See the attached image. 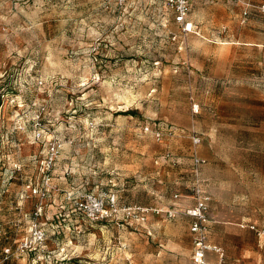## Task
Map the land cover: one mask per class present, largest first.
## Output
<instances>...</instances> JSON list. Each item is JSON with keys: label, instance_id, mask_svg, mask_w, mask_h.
<instances>
[{"label": "rangeland", "instance_id": "374dc122", "mask_svg": "<svg viewBox=\"0 0 264 264\" xmlns=\"http://www.w3.org/2000/svg\"><path fill=\"white\" fill-rule=\"evenodd\" d=\"M187 21L190 33L165 0H0V264H132L124 241L134 221L89 222L67 192H112L164 222L197 171L212 213H250L228 209V194L220 210L212 194L227 187L216 159L261 148L260 133L242 127L264 120V0H191ZM52 144L60 191L40 202L32 188ZM194 151L205 159L198 168ZM40 203L47 239L19 253ZM233 223L210 225V235L264 264V238Z\"/></svg>", "mask_w": 264, "mask_h": 264}, {"label": "crops", "instance_id": "0c3cea01", "mask_svg": "<svg viewBox=\"0 0 264 264\" xmlns=\"http://www.w3.org/2000/svg\"><path fill=\"white\" fill-rule=\"evenodd\" d=\"M243 124L242 128L254 129L260 133L262 141L260 151L256 153L245 152L232 160L216 159L219 171L218 180L222 181L223 184L225 183L227 187H220L217 194H212V198L215 202V195H218V209L222 210L227 207L222 202H224V195L228 194V209L250 210V213H245L243 216L230 213V218L226 220L219 212L217 214L211 212L209 201L207 211L209 232L207 233L206 244L210 249L205 253L207 264H253L249 260L252 258V251L249 248L238 249L236 245H223L220 238L210 235L209 228L214 223L224 225L234 222L233 224L240 229L255 230L260 238H264V220L262 221L263 228H259L252 223L254 221V219L252 220L253 210H260L261 212L258 215L264 218V120ZM197 146L193 145V147ZM194 157L203 161L198 167L205 163V159L199 157L194 151L191 155V165L193 167ZM195 174L196 180L200 181L197 171ZM255 186L259 187L257 191ZM200 188L205 196L211 198L209 193L201 186ZM177 196L179 195H175L174 198L177 199ZM116 198L120 207H129L128 205H121L117 196ZM184 199L171 202L170 208L175 212V215L169 220H164V222L153 221L148 218L147 213L145 222L133 223V232L124 241V245L130 247L132 264H194L191 259L194 252L193 238L190 231L191 218L185 215V212L195 206V197L192 193L184 196ZM182 213L185 216L181 215ZM124 220L123 215L120 214L117 223L120 221L122 223ZM251 227L254 229H251ZM241 233L243 232H230L227 237L230 240H237L240 238Z\"/></svg>", "mask_w": 264, "mask_h": 264}, {"label": "built area", "instance_id": "2783aa9c", "mask_svg": "<svg viewBox=\"0 0 264 264\" xmlns=\"http://www.w3.org/2000/svg\"><path fill=\"white\" fill-rule=\"evenodd\" d=\"M118 5L125 4L126 0H114ZM165 6L173 14L174 22L181 26V30L184 33H190L192 31V24L188 23L187 17L190 12V0H165ZM194 112L197 113L198 106H193ZM149 127L144 128V132H151ZM156 138H160L162 132H153ZM200 138L197 136L192 137V144L197 146L200 144ZM57 148L55 144H52L45 157L44 166L41 171L42 184L41 189L32 188V192L39 198L40 202L50 193L60 191L52 182L50 178V170L56 160ZM166 158L170 157L166 154ZM203 161L197 157L193 158L194 167H198ZM67 199L72 201L73 208L77 214L85 218L89 222H117L119 215L122 214L124 219L132 220L134 222H145V215L149 211L159 213L147 208H141L137 206L120 207L117 202L116 195L113 193L103 192H75L66 194ZM193 195L195 197V206L189 210H186L185 215L191 218L190 231L192 234V242L194 252L191 257L194 264H207L205 260V253L210 249L206 244V238L208 233V203L210 198L205 196L199 186V181L196 180V184L193 188ZM168 218H172L175 212H164ZM42 207L41 203L35 209L32 214V222L28 231L18 242L16 251L19 253L34 251L44 245L47 234L38 219L41 217ZM251 229H254L251 227ZM13 256L10 248H6L3 251V259L7 260Z\"/></svg>", "mask_w": 264, "mask_h": 264}]
</instances>
